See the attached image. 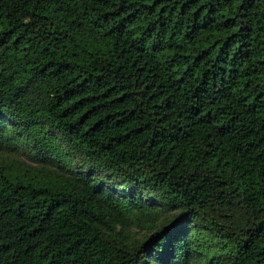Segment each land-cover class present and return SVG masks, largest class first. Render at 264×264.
Instances as JSON below:
<instances>
[{
	"label": "trees",
	"instance_id": "obj_1",
	"mask_svg": "<svg viewBox=\"0 0 264 264\" xmlns=\"http://www.w3.org/2000/svg\"><path fill=\"white\" fill-rule=\"evenodd\" d=\"M0 264H264V0H0Z\"/></svg>",
	"mask_w": 264,
	"mask_h": 264
},
{
	"label": "rangeland",
	"instance_id": "obj_2",
	"mask_svg": "<svg viewBox=\"0 0 264 264\" xmlns=\"http://www.w3.org/2000/svg\"><path fill=\"white\" fill-rule=\"evenodd\" d=\"M10 159H13V158H23L24 160H26L27 158L21 153L19 154H15V153H11L10 154ZM28 163H31V161L28 160Z\"/></svg>",
	"mask_w": 264,
	"mask_h": 264
}]
</instances>
